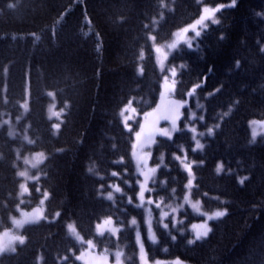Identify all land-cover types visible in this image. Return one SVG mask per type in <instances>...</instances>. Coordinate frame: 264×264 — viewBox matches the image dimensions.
Segmentation results:
<instances>
[{
	"label": "trees",
	"instance_id": "1",
	"mask_svg": "<svg viewBox=\"0 0 264 264\" xmlns=\"http://www.w3.org/2000/svg\"><path fill=\"white\" fill-rule=\"evenodd\" d=\"M203 4L223 6L216 13L218 23L205 29L194 47L170 59L179 68L175 96L190 102L173 139L157 142L153 164L160 168L154 185L164 206L181 202L189 179L185 165H190L192 198L205 212L226 213L211 222L206 239L189 246L187 231L178 228L199 218L186 210L181 214L187 224L173 227L168 220L170 230L157 228L153 243L146 238L145 211L138 205L137 123L127 129L122 110L132 102L140 115L157 105L163 73L154 45L199 18ZM231 4L0 0V221L10 222L21 202H29L24 208L39 206L46 193L51 217L26 226L24 242L1 255L0 264H81L77 255L85 245L70 235L71 223L85 240L122 248L126 264H142L135 224L150 261L264 264V135L254 140L249 128L252 120L264 121V0ZM48 91L63 112L56 135L46 114ZM61 97L63 106L58 105ZM193 110L203 115L194 121L201 137L186 128ZM62 137L66 144L54 148ZM197 138L201 149H196ZM37 152L46 158L23 201L20 159ZM229 159L253 175L246 188L224 175L233 171ZM106 218L120 225L118 238L97 237L96 225Z\"/></svg>",
	"mask_w": 264,
	"mask_h": 264
},
{
	"label": "rangeland",
	"instance_id": "2",
	"mask_svg": "<svg viewBox=\"0 0 264 264\" xmlns=\"http://www.w3.org/2000/svg\"><path fill=\"white\" fill-rule=\"evenodd\" d=\"M203 2L204 0H198ZM223 5L215 7L203 4L202 14L199 18L193 21L191 24L185 26L178 32H176L173 39L166 43H160L154 45L156 63L158 68L163 72V81L161 87V95L158 104L146 112L140 120L138 131L135 133V140L133 143V159L135 166L140 174L139 181V195L138 205L145 211V217L143 224H146L148 238L152 242L157 241L156 230L157 228H163L170 230L171 225L177 226L179 224H185L188 220L187 216H182L181 213L188 208L192 215H196L200 221L193 222L190 228L179 226V232L187 231L185 242H189V234L193 235L194 240H200L208 236L211 228V222L221 218L225 212L224 210H218L214 212H205L202 208L201 202L194 200L191 197V192L194 187V176L191 173V166L185 165V169L189 172V179L187 182V190L185 196H183L181 202H177L171 206H164L161 201H157L161 197L159 196V190L155 188L153 184L158 176L160 165L153 164V155L155 152V143L159 138L171 139L180 129V122L184 115V108L189 105V99H178L175 97L176 87V75L178 68L171 65L170 58L172 54L180 49H184L182 45L194 47L198 42V38L202 32L207 29L211 24L218 21L216 18V9L221 10ZM215 12L213 18H209V14ZM180 46H182L180 48ZM180 48V49H179ZM48 117L57 119L60 116V110L56 108L55 103H51L50 109L47 108L46 112ZM137 112L134 109L132 103H129L123 110L122 120L126 127L132 128L134 125V116ZM201 115L196 110L191 111V124L186 126L189 130L196 134V127L193 121L199 118ZM198 120V119H197ZM60 125L56 124V128ZM252 138L258 140L264 135V121H253L250 125ZM202 135H200L201 137ZM197 138V149L202 148V144ZM46 158L45 153L38 152L25 157L24 166L26 167L20 170V176L22 178L20 194L22 197L29 195L31 189V183L40 177L39 166L44 162ZM47 199V193L42 199V203L39 206H35L31 209L20 208L19 215L12 219V225L10 222L6 223L0 221L6 229L0 230V255L16 250L18 244L24 241V234L22 233L26 225H33L41 220L51 218L46 214L45 200ZM31 200V197H30ZM58 214L54 216L56 219ZM169 223V224H168ZM137 230L136 225H132ZM120 225L115 223L113 218H106L102 222L97 224L96 235L102 237L104 235H110L118 237ZM69 233L79 243H83L85 247L77 255V258L82 264H126L121 249H109L107 246L99 245L96 239L85 240L80 232L77 230L75 224H69ZM191 231V232H189ZM138 245L141 253H139V260L142 264H175V261H150L147 256V248L145 245L144 236L142 230H137ZM101 250V251H99ZM139 251V250H138Z\"/></svg>",
	"mask_w": 264,
	"mask_h": 264
},
{
	"label": "bare ground",
	"instance_id": "3",
	"mask_svg": "<svg viewBox=\"0 0 264 264\" xmlns=\"http://www.w3.org/2000/svg\"><path fill=\"white\" fill-rule=\"evenodd\" d=\"M46 94L49 97V101H50L49 103H55L56 104V102H57L56 95L52 91H48ZM177 98L179 99V97H177ZM64 103H65V99H64V97H61L58 100V105L63 106ZM48 118L51 120L52 132L55 135L58 134L60 129H61L62 119H53L51 117H48ZM253 121L254 120L250 121L249 128H251L250 125ZM56 124H59L60 126L58 128H56ZM65 144H66V141L62 137L61 139H59L57 142L54 143V148L61 147ZM228 163L231 164L233 171L227 170L224 172V175L227 178L236 179L237 185L239 187L246 188L253 181V178H254L253 175L250 172L246 171V169L244 167L242 169V163L239 162L238 160L235 161V159H232V160L229 159ZM239 165L241 166V168L238 167ZM242 171H243V173L241 174Z\"/></svg>",
	"mask_w": 264,
	"mask_h": 264
},
{
	"label": "snow or ice",
	"instance_id": "4",
	"mask_svg": "<svg viewBox=\"0 0 264 264\" xmlns=\"http://www.w3.org/2000/svg\"><path fill=\"white\" fill-rule=\"evenodd\" d=\"M235 4H236V0H232V4H231V6H235ZM216 11H219V9H216ZM214 15H215V12H211L210 14H209V18H213L214 17ZM215 22H217L218 23V21H215ZM177 264H179V262H177Z\"/></svg>",
	"mask_w": 264,
	"mask_h": 264
}]
</instances>
